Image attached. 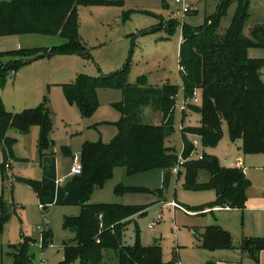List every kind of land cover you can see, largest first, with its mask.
I'll use <instances>...</instances> for the list:
<instances>
[{
  "label": "rangeland",
  "instance_id": "rangeland-1",
  "mask_svg": "<svg viewBox=\"0 0 264 264\" xmlns=\"http://www.w3.org/2000/svg\"><path fill=\"white\" fill-rule=\"evenodd\" d=\"M109 1L115 4L77 8L78 37L84 47V51L80 52L82 56L53 55L36 59L19 68L0 87V100L5 111L18 114L42 104L48 108L52 118V151L46 156L49 159L40 157L36 131L30 132L29 129L26 133H19L12 129L9 136L16 141L13 146L16 161L13 165L11 163V172L5 171L2 182L0 151V198L10 207L9 219L0 224V264H13V247L23 238L34 241L28 247L30 264H62L64 244L75 240V234L64 229V218L78 217L81 210L78 197V203L72 202V190L78 183L68 179L73 157L79 156L76 150L84 141L110 144L117 136L116 124L120 113L113 104L122 101V91L98 89V108L88 121L67 102L63 93L64 83L72 84L81 75L99 79L127 70L126 84L130 87L138 85L139 80L150 88L174 86L173 131L166 138L165 145L178 159L183 147L180 127L199 126L200 115L195 109H199L202 103L200 90H195V104L192 97L184 100L179 67L183 27L196 30L222 13L218 31L225 33L241 4L245 6L247 15L241 28L242 36L254 40L256 32L264 35V0H185L190 11L183 15L178 12L176 0ZM14 39L17 38H0V53L22 49L17 48ZM22 40L26 41L25 49H50L65 42L59 36L41 35H27ZM247 57L264 60V47H250ZM260 78L264 85V69L260 71ZM184 102L188 107L183 116L181 108ZM150 113V108L140 110L137 121L146 124ZM221 130L222 140L215 148H203L197 135H187L188 141L194 139L196 142L192 158L213 156L224 164L241 159L244 176L249 182L244 210L210 212V209H205L186 213L180 208L174 209L171 204L168 205L169 202H176L183 209L199 207L213 202L215 193L184 190L183 176H171L168 183L163 184L165 173L161 170L129 176L124 168L116 167L112 178L93 191L90 203L144 210L127 221L122 233L123 246H133L137 241L142 246L157 244L164 262L212 264L202 258V255H210V251L198 250L193 243L194 229L218 225L231 236L232 242L255 232L264 236V155L243 154L242 141L230 140L226 123L222 124ZM18 179L40 183L48 189L49 196L41 202L36 193ZM58 179H64L66 183L55 184ZM207 179L206 173H200L199 182ZM118 186L137 191L118 194L115 192ZM56 188L64 195H67L66 190H70L69 198L66 197L69 204L63 203V199L57 196ZM40 204L44 209L39 208ZM1 217L0 210V223ZM44 233L49 234L50 242L41 248ZM101 255L100 264H119L114 251L104 250ZM71 264H80V261L77 259Z\"/></svg>",
  "mask_w": 264,
  "mask_h": 264
},
{
  "label": "trees",
  "instance_id": "trees-1",
  "mask_svg": "<svg viewBox=\"0 0 264 264\" xmlns=\"http://www.w3.org/2000/svg\"><path fill=\"white\" fill-rule=\"evenodd\" d=\"M109 0H12L0 2V38L9 36L41 35L64 39V43L50 49H19L0 53V87L19 68L32 61L53 55H73L84 51L79 37L76 19L79 6H110ZM222 14V13H221ZM220 14V15H221ZM220 15L209 19L196 30L186 26L182 29L179 47V67L184 90V100L200 90L202 103L195 109L200 115V124L182 130L183 157L187 158L192 146L187 135H197L203 148H215L222 140V124L226 123L232 142L242 141L245 155H264V85L260 71L264 60H251L247 50L264 47V35L257 33L254 40L242 36L241 28L246 19L245 6L239 4L231 27L218 31ZM127 70L99 79L79 76L74 83L64 84L63 93L69 105L75 106L84 120H89L98 108L96 91L114 89L122 91L123 99L113 107L120 113L116 124L117 136L110 144L85 142L81 146L79 160L81 174L72 182L80 185V215L64 218L63 226L75 234L73 243L64 244L62 264H71L79 259L80 264H100L102 251H114L119 264H174L164 262L157 244L142 246L138 241L133 246L121 243L127 221L144 212L120 205H94L90 197L112 178L116 167L124 168L131 176L153 170L165 173L167 184L170 171L177 157L169 152L165 142L173 131L172 118L175 107L176 88L165 85L159 88L146 87L143 82L135 87L126 84ZM150 108L159 113V124L137 121L140 110ZM40 130L38 148L41 155L52 148L51 113L42 104L33 109L12 114L3 108L0 100V149L3 154L1 179L5 178V166L13 157L15 140L7 136L11 129L26 133L31 127ZM177 178L183 176L182 188L189 192L213 191L215 200L209 204L187 208L189 212H202L206 208L243 210L249 182L241 168H226L213 156L203 155L201 160H189ZM208 179L199 182L200 173ZM184 174V175H183ZM29 186L43 202L48 189L38 182L18 179ZM137 191L118 186L115 192L123 194ZM1 223L9 219L10 207L0 198ZM12 210V209H11ZM200 248L206 251L230 250L231 236L218 226L206 227L200 236H195ZM50 236L44 233L41 245H49ZM33 240L23 238L14 246L13 264H30L28 247ZM240 249L251 257L264 250V239H246Z\"/></svg>",
  "mask_w": 264,
  "mask_h": 264
},
{
  "label": "crops",
  "instance_id": "crops-1",
  "mask_svg": "<svg viewBox=\"0 0 264 264\" xmlns=\"http://www.w3.org/2000/svg\"><path fill=\"white\" fill-rule=\"evenodd\" d=\"M27 35H23V36H9V37H3V38H17V39H14L16 40V45H17V48H22V49H25L24 47H27L25 46V42L26 41H23L22 38L25 37ZM182 42V41H181ZM45 49H48V48H45ZM16 50H19V49H16ZM13 51V50H11ZM6 52V51H5ZM65 84V83H64ZM63 84V85H64ZM184 112H182L183 116H184ZM148 119L145 120L146 122L148 123H151V124H159L160 121H161V117L159 115V113H156V112H153L151 111V113L148 115L147 117ZM90 120V119H89ZM88 120V121H89ZM91 122V121H90ZM183 128V127H182ZM184 129V128H183ZM12 130V129H11ZM9 130L8 133H7V136L10 138L9 136V132L11 131ZM31 131H36L37 132V136L39 135L40 133V130L38 127L34 126V127H31L30 128V132ZM25 136L22 137V141L24 142L25 141ZM38 141V140H37ZM85 142H89V141H84L83 143H81V146L85 143ZM92 142V141H90ZM81 146H79L77 148V153L79 154L80 153V150H81ZM1 151V155H2V160H3V154H2V150L0 149ZM52 149L43 154V155H40L41 158L45 157L46 159H49V157H46L48 156L49 153H51ZM66 152V151H65ZM68 153V152H67ZM44 158V159H45ZM45 159V160H46ZM16 161V158L13 154V157L11 158V163L12 165L15 164L14 162ZM219 163L221 164V166L223 167H226V168H241L243 170V172L245 171V168H244V164L242 162L241 159L235 161V162H231V163H227V164H224V163H221L219 161ZM72 166V164L70 165V167ZM55 167V166H54ZM11 164L9 166V170H8V173L11 172ZM45 171H47V168L45 169ZM54 172H56V169H54ZM69 174L70 172H68V179L71 178L69 177ZM65 177V176H63ZM162 178V177H161ZM16 179V178H14ZM73 179V178H72ZM59 181H63V183L61 185H64L66 183V180H61V179H58V181H55V184L57 182V184L59 183ZM60 185V184H58ZM132 185V184H130ZM55 188V187H54ZM55 193L56 191L58 192L57 196L61 197L63 199V203H66V204H69V202L67 201L66 197L69 198V191L66 190L67 192V195H64V193H62L60 191V189H55L54 190ZM62 194V195H61ZM79 195H80V185L78 184L76 188H74L72 190V202L75 203H78L77 202V197H78V201H79ZM49 196V195H48ZM76 199V200H75ZM52 201V200H51ZM50 202H48V205H50ZM247 201V200H246ZM171 203H176V202H169L168 205H170ZM177 204V203H176ZM178 205V204H177ZM172 207V206H171ZM173 208V207H172ZM245 208V207H244ZM206 209H210V208H206ZM221 210H224V211H233L231 209H228V208H212L210 209V212H214V211H221ZM244 210V209H243ZM191 213V212H190ZM192 213H196V212H192ZM218 226V225H217ZM219 227V226H218ZM204 228L203 229H194L193 231V238L195 240H193V243L195 244L196 248L198 250H200V242L198 239L195 238V236H200V234L203 232ZM254 233V232H253ZM264 236H261L260 234H258V232H255L254 235H247V236H243L242 239L237 242H233V248L230 249V250H219V251H213V252H209L211 253L210 255H202V258L205 259L206 263H209L211 262L212 264H264V250L259 252L258 255L254 258V257H251L249 254H247L246 252L242 251L240 249V246L242 244V242L244 241V239H252V238H263ZM202 250V249H201ZM208 252V251H206Z\"/></svg>",
  "mask_w": 264,
  "mask_h": 264
},
{
  "label": "built area",
  "instance_id": "built-area-1",
  "mask_svg": "<svg viewBox=\"0 0 264 264\" xmlns=\"http://www.w3.org/2000/svg\"><path fill=\"white\" fill-rule=\"evenodd\" d=\"M175 2H176L177 5H179V11L178 12L181 13L182 15L183 14H187L190 11V7L187 5V3L185 2V0H176ZM180 71H181V69H180ZM192 99H193V103L195 104L197 102L196 95H195V91L193 93ZM187 107H188L187 103L184 102L183 105H182L181 111L184 112ZM180 130L182 132L183 128L180 127ZM189 142H190V144L192 146L191 153L189 154V156L187 158H184L183 157V154H184V146L182 147L181 154H180V156H178V159H177L176 164L174 165V167L170 171L171 176L178 177L179 173L184 168L185 163H187L189 160H192L193 159L192 158V155H193V153L195 152V149H196V142H195L194 139L191 140V141H189ZM201 159H202V156H199L197 158V160H201ZM10 164H11V160L9 159L7 161L6 166H5L6 171L9 170ZM80 174H81V164H80L79 156L78 157L77 156H74L73 157V163H72V166H71V170H70L69 177L73 178V177L79 176ZM62 183H63V181H59L58 184L61 185ZM171 206L174 209H179L180 208L184 212L190 213L186 209L181 208L176 203H171ZM39 208L40 209H44V207H43L42 204L39 205ZM41 248H43L42 245H41Z\"/></svg>",
  "mask_w": 264,
  "mask_h": 264
},
{
  "label": "water",
  "instance_id": "water-1",
  "mask_svg": "<svg viewBox=\"0 0 264 264\" xmlns=\"http://www.w3.org/2000/svg\"><path fill=\"white\" fill-rule=\"evenodd\" d=\"M77 55L82 56V53L79 52V53H77Z\"/></svg>",
  "mask_w": 264,
  "mask_h": 264
}]
</instances>
